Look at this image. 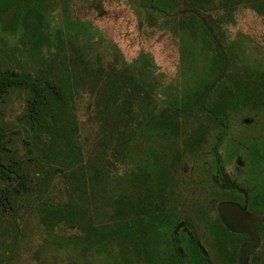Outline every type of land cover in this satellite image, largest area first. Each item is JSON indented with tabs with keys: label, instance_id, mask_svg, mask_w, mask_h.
Wrapping results in <instances>:
<instances>
[{
	"label": "rangeland",
	"instance_id": "rangeland-1",
	"mask_svg": "<svg viewBox=\"0 0 264 264\" xmlns=\"http://www.w3.org/2000/svg\"><path fill=\"white\" fill-rule=\"evenodd\" d=\"M25 1L23 10L28 3L32 9L21 11L20 20L28 10L43 8L42 30L48 37L41 40V50L34 49V37L21 21L16 23L12 2L0 5V70L14 68L35 73L49 64L43 59L49 56L52 43L63 42L69 57L78 63L75 72L84 78L75 85L74 96L84 162L98 163L110 152L113 165L106 172L107 184L95 187L91 184L89 194V225L103 229L104 233L95 235L91 227L82 229L80 224L64 220L47 229L46 206L66 201L70 186L64 173L40 171L29 162L33 146L25 141H31L33 132L25 128L23 119L28 93L11 90L2 102L4 125L10 139L7 160L24 164L26 168L19 172L26 173L33 189L22 190L20 185L25 177L18 178L13 185L0 178V264H105L108 259L121 263V244L111 240L105 245L100 238L110 237V229L122 223L121 220L135 217L134 207L143 190L139 186L147 184L159 167L175 172L169 181L175 204L192 198L212 200L210 205L216 212L219 198L216 202L208 187L216 155H212L206 143L197 148L194 143L190 145L194 138L189 140L188 133L209 125L197 103L220 73L217 44L226 55L230 78L234 79L228 107L230 128L219 148V156L229 178L250 188L245 183L250 170L245 155L252 143L264 142V0ZM55 44L52 52L58 50ZM98 72L101 77L111 78L124 72L139 80V87L134 88L131 96L138 111L132 122L116 121L107 112L97 113V94L92 90L90 76ZM242 80L251 85L238 92L237 81ZM254 85L257 87L251 88ZM252 92H258L260 97L251 95ZM246 96L249 100L244 102ZM218 98H212L213 104ZM151 110L156 117L165 111L166 117H173L174 110L179 113L183 124L180 136L174 138L180 151H176L175 141L169 136L161 138L158 130L163 129L149 126V123L158 126L143 117ZM111 131L125 133L123 141L127 142L120 157L111 155L118 141L116 135H109ZM164 143H169L167 151L159 152ZM237 145L242 146L239 155L228 159ZM36 173L40 182H44L42 186L35 183ZM92 173V169L88 170L89 175ZM186 210L176 208L181 215ZM209 251L211 263L220 264V256ZM196 258L194 253L190 263ZM134 259L129 260L128 256V264L140 263ZM201 264H207L206 260Z\"/></svg>",
	"mask_w": 264,
	"mask_h": 264
},
{
	"label": "trees",
	"instance_id": "trees-1",
	"mask_svg": "<svg viewBox=\"0 0 264 264\" xmlns=\"http://www.w3.org/2000/svg\"><path fill=\"white\" fill-rule=\"evenodd\" d=\"M25 1V0H24ZM23 0H0V5L4 3H11L16 11L15 20L16 23L20 22V13L30 7V4H26L25 10H23ZM250 1V0H246ZM26 2V1H25ZM30 9H32L30 7ZM22 21L21 25L27 32L34 37L33 46L34 49L41 50V40L47 39V35L42 30L41 14L45 13L43 8L37 6V10H28ZM38 14V15H37ZM39 16V17H38ZM196 20L195 16H191ZM14 20V21H15ZM193 21V20H192ZM210 34L211 32L208 31ZM51 42V41H50ZM214 42L217 41L214 39ZM55 44V43H54ZM52 43L51 47H54ZM57 47L56 52L51 51V47L48 48L49 56L46 59L45 67L39 68L35 73L29 71H21L14 68H7L0 70V178L7 180L10 185L14 184V181H18V178L25 177V182L20 185L22 190H32V186L29 184L26 173H20L19 169L26 168L18 161L8 162L9 157V143L10 139L7 137L5 123L3 120L2 102L4 97L13 89L25 90L28 93L26 99V109L23 113V119L25 122V128L33 132L31 141H25L27 145L33 146V151L29 157L31 165H36L40 168V171H58L64 173L65 182L70 186L67 192L69 197L64 202H59L53 206H46V212L44 218H46V228L51 229L53 226L59 224L61 221H68L71 224L77 223L82 226V229L91 227L90 231L93 234L98 235L103 229L97 228V226L89 225L88 220V206H90L91 198L90 187L95 185L107 184V169L113 165L110 161L109 153L106 152L104 160L100 159L98 163H86L83 158V148L80 143L79 137V123L77 114L74 111V96L75 85H79L80 81L84 78L82 75L75 72L78 69V63L74 59H71L67 53L66 47L63 42L55 44ZM218 47V57L221 60L220 73L213 81L207 86L206 92L203 97L199 99L198 109L203 111L204 120L209 123L205 127L194 128L193 131L189 130V140L194 138V141L190 142V145L194 143V147H202L205 143L208 144V148L213 153H218L222 143L226 140L229 133V105L233 95V80L230 78L228 71V63L226 61L225 53ZM128 71V70H127ZM76 73V74H75ZM248 75V73H247ZM92 90L96 91V111L97 113H108L111 118L116 121L127 120L132 122L137 117L138 111L133 104V98L131 97L135 93L134 88L138 86L134 76L122 72V75H117L114 78L101 77L99 72L92 74ZM251 85V82L237 81V91H242L241 88ZM257 85L251 88H256ZM217 92V93H216ZM216 93V95H215ZM253 96L260 97L257 92H252ZM213 97H219L217 103L213 104ZM244 102L249 98L246 96ZM194 112L193 109L191 110ZM191 113V114H192ZM173 117H166V111L161 113L157 117L154 113L148 111V114L143 116L148 121H155L158 126H154L149 123V126L158 130L162 137L169 136L171 141H175L179 137V129L182 127V122L178 118V112L173 111ZM126 115L127 118H126ZM167 118V119H166ZM164 119L166 121H164ZM185 123V122H184ZM128 125V124H127ZM210 125H213L209 127ZM114 129V128H113ZM169 129V134L167 133ZM109 135L118 138L116 147L113 149L111 155L120 157L123 153V147L127 141H123L125 135L124 132L119 131L109 133ZM184 138V136H182ZM211 137V140H209ZM173 138V139H172ZM184 141V140H183ZM185 145L187 142L184 141ZM128 144V143H127ZM176 151H180L179 143L174 142ZM178 145V146H177ZM166 143L160 146L159 152H166L168 149ZM241 145H237L233 151L229 154L232 155L238 153ZM186 148V147H185ZM184 148V151H185ZM251 149L248 150L247 159L251 162V167L254 169V173L257 177V181L261 184L262 193H264V142L261 144L252 143ZM160 166V165H159ZM93 170L94 173L88 174V170ZM155 173L159 176V183L163 182L165 171L162 168H157ZM167 174L170 172L167 170ZM35 182L37 185H41L44 182H40L41 178L39 173H36ZM146 175V174H145ZM143 175L144 177H146ZM152 175V174H151ZM150 175V176H151ZM148 184H152V180L147 181ZM137 183V181H136ZM107 187V186H106ZM136 189V188H135ZM104 192V190L102 189ZM107 192V189H106ZM9 197L7 196V199ZM264 198V194L262 195ZM130 225L129 228L125 227ZM125 223H118L116 227L110 229L109 235L111 238L118 239L132 235L134 233V227L137 226L136 219L127 220ZM124 225V227H123ZM131 232H133L131 234ZM104 233V231H103ZM108 238H100L102 243H106Z\"/></svg>",
	"mask_w": 264,
	"mask_h": 264
},
{
	"label": "flooded vegetation",
	"instance_id": "flooded-vegetation-1",
	"mask_svg": "<svg viewBox=\"0 0 264 264\" xmlns=\"http://www.w3.org/2000/svg\"><path fill=\"white\" fill-rule=\"evenodd\" d=\"M211 153L216 156L208 187H211V195L216 202L219 198L216 212L214 213L210 205L212 200L208 202L192 198L175 204L174 194L171 195L173 190L169 187V181L175 172L167 174L164 167L166 176L163 182L159 183L158 174L153 173L149 177L152 184H148L145 177L147 184L139 186L143 190H140V199L134 207L137 223L134 233L118 240L109 235L105 243L107 245L111 240H117L122 246L123 261H126L118 263L108 259L105 264H128L133 258L139 264H201L204 259L207 264H212L209 250L220 256V264H264V223H257L254 231L248 233L241 226L228 225L221 213V207L229 203L239 206L244 216L264 215V193L261 184L254 181L255 173L251 162H248L250 170L245 181L250 188H246L229 178L219 152ZM228 155L230 157L227 158L231 159L239 154ZM192 195L191 193L190 197ZM186 203L189 205L186 206ZM176 208L188 210L185 215H181ZM127 220L132 219L121 221L125 223ZM129 226L125 223V227ZM194 253H197V258L194 263H190Z\"/></svg>",
	"mask_w": 264,
	"mask_h": 264
},
{
	"label": "water",
	"instance_id": "water-1",
	"mask_svg": "<svg viewBox=\"0 0 264 264\" xmlns=\"http://www.w3.org/2000/svg\"><path fill=\"white\" fill-rule=\"evenodd\" d=\"M221 213L228 225L241 226L248 233L254 231L257 223H264V215L249 214L248 216H244L242 210L235 204H224L221 207Z\"/></svg>",
	"mask_w": 264,
	"mask_h": 264
}]
</instances>
